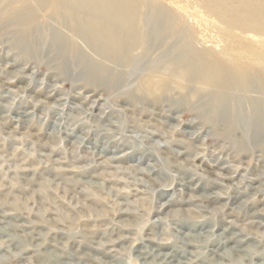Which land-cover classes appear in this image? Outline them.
Listing matches in <instances>:
<instances>
[{
    "label": "rangeland",
    "instance_id": "374dc122",
    "mask_svg": "<svg viewBox=\"0 0 264 264\" xmlns=\"http://www.w3.org/2000/svg\"><path fill=\"white\" fill-rule=\"evenodd\" d=\"M15 2L0 0V264H50L53 252L72 264H264V129L251 117H264V46L253 42L264 36L201 0H131L138 45L116 65L57 21L65 0H26L38 18L23 28L10 23ZM62 40L108 72L54 53ZM181 53L216 64L232 89L175 74ZM218 101L236 102L233 127Z\"/></svg>",
    "mask_w": 264,
    "mask_h": 264
},
{
    "label": "bare ground",
    "instance_id": "6f19581e",
    "mask_svg": "<svg viewBox=\"0 0 264 264\" xmlns=\"http://www.w3.org/2000/svg\"><path fill=\"white\" fill-rule=\"evenodd\" d=\"M65 1L67 2L68 7L67 9L63 8L60 10L61 14L57 16L58 18L57 21L59 20L61 24L69 23L68 25H70V22L72 21V25L77 26L79 28V31H80L79 34L80 33L85 34V35L88 34L89 36L94 38L95 40L94 42L96 44L94 46H96L97 52L95 51V49L94 51L97 53V55L99 56L101 55V58L103 57L102 59L109 61V63H113L116 65L122 64L124 60L123 58L124 54L127 53V51L129 50L130 51L134 50L136 46L138 45V37H139L138 33H133L132 30L135 31V25H136V22L138 21V16L140 15V12H139V9L134 7L131 0H86L85 2H81L80 0H65ZM95 2H99L98 4L99 5L98 7L100 8L99 11L95 9L98 7L90 6L91 4ZM201 2L204 4L205 8H207V10H209V12L212 13L214 17H216L217 20L222 22L223 24H227L230 27H234V28L238 26L239 29L241 27H247L245 31H252V33H255L256 35L264 36V0H201ZM10 7L14 8V11H13L14 17L10 20L11 24L13 23L14 25H16L17 28H23L24 26H28V25L34 26L35 24L34 21L38 18V15H37L38 12L34 10L32 7L28 6L26 3V0H17V2L13 3V5H11ZM70 17L72 18V20L70 19ZM120 27L123 30L128 29L130 31L126 39L121 38ZM55 32L60 34V36H63V34H61L58 30ZM56 36L58 35L56 34ZM27 39L28 40L30 39L35 44H40L44 41L43 37H40V36L33 37L32 34H30L27 37ZM63 39L68 40L67 37ZM253 40H254L253 42H255V44H257L258 46H264V41L262 39L254 36ZM99 46L100 48H98ZM51 47H52L51 50L54 53H59V52L61 53V52H64V50L68 52L69 51L76 52L80 58L79 59L80 62H82V64L86 66L91 72L95 71L96 73L102 74V76H104L105 73L108 72L105 66L95 64L94 60L91 59L92 57L88 58L85 52H83L82 49L76 47L74 44L68 45L63 40L60 41L59 43H56L55 41H51ZM186 52L192 55L196 54L195 52L191 50V48L190 50L188 49ZM259 59L264 60V56L263 57L260 56ZM196 62L197 61H195V58L193 59L186 58L185 54L181 53V56L179 54L176 57V59L172 61L171 66L174 68L175 74L181 76L185 80H189L192 83L197 82L199 83V85L202 84V85H207L210 87H220L221 85H223L221 87H224V88H220V89L221 90L225 89L227 92L230 89H232V87H230V85L233 84L232 80L230 81L229 78L227 77L218 79L220 69L218 70V67L216 64L210 63L209 65H207V67L202 68ZM96 65L99 67H96ZM227 71H228V74H231V73L234 74L235 70L228 69ZM235 81H238L240 83L242 79L241 78L239 79L237 77ZM245 83H246V86L244 87V89L247 90V93H250L252 88L255 86L253 82L251 81V79L246 81ZM153 85H154V81L148 82L145 84L146 88H148L152 93H154V90H155ZM222 96L224 95L222 94ZM218 102L220 104V110H222V112L223 111L225 112V114L223 115H225L226 122L228 123L229 126L233 127L232 126L233 120L228 115L227 106L230 107L231 104L235 103V105H233L234 106L233 109H235L236 102L235 101H218ZM234 113H236V110H234ZM254 113L255 114L253 116L251 115V117L255 116L254 118L260 121L259 125L261 126L260 128L263 130L264 129V117L262 116V114L261 115L259 114V111L254 110ZM10 229L15 230V226L12 225ZM2 233L4 232L0 228V234ZM232 241L233 239L231 240L227 239L226 243H235V245L231 247V249L238 250V247H240L238 245L240 243L238 241H233V242ZM53 253L51 254L52 255L51 257L53 259H51L50 264H72L71 262L74 260V256L71 255L73 258H71L70 263L63 262V261L61 262L60 260L64 258L70 259V255L55 254V253L53 254ZM166 256H165V259H166ZM221 258H224V257H221ZM180 263L182 262L176 261V263L166 262L165 264H180ZM143 264H146V263H143Z\"/></svg>",
    "mask_w": 264,
    "mask_h": 264
}]
</instances>
